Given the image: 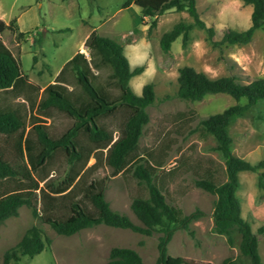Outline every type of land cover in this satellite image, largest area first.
Returning a JSON list of instances; mask_svg holds the SVG:
<instances>
[{
    "label": "trees",
    "instance_id": "trees-1",
    "mask_svg": "<svg viewBox=\"0 0 264 264\" xmlns=\"http://www.w3.org/2000/svg\"><path fill=\"white\" fill-rule=\"evenodd\" d=\"M252 5L251 23L246 29H227L219 43H247L255 30L264 24V0H241ZM140 8L142 19L157 16L169 9L187 10L192 22L180 21L160 39L162 50L168 52L171 43L182 35L186 44L190 31L206 27L213 39L215 30L200 18L196 0H125L124 6ZM14 30L11 22L0 18V133H19L15 141V160L0 151V224L19 213L27 205L42 223L57 233L72 235L83 228L106 224L130 228L147 235L160 231L158 258L155 264H195L184 256L168 253V243L178 228L190 229L194 219L203 212L186 214L168 201L166 189L169 180L184 163L165 169V160L152 154H142L139 140L144 125L149 121L147 107L155 100L152 82L143 86L140 94L130 84L134 75L144 70L143 65L131 67L124 45L118 40L101 35L94 28L84 45L88 54L79 50L69 58L53 82L41 88L24 73L22 62L2 33ZM24 32H20L22 35ZM38 41H41L38 39ZM37 57L34 56V62ZM227 93L239 102L221 112L210 114L199 121L202 136L212 135L216 149L224 158V165L189 166L195 175V184L216 195L212 217L214 230L223 234L227 242H234L233 232L241 234L240 251L249 264H260L259 242L251 223L243 216L238 197L240 173L258 172V186L264 190V157L253 163L234 154L229 125L255 104L264 101V77L248 83L235 75L210 77L194 67L184 66L178 76L177 95L189 101L200 100L210 93ZM5 93L26 99L16 102ZM246 99L245 103H240ZM59 112L72 119L71 125L60 134L50 130L48 118ZM111 118H120L118 128L109 124ZM28 129L26 130V128ZM63 154L66 168L63 172H49L54 157ZM92 163H89L91 159ZM107 170L104 176L96 172ZM131 172L145 183L148 194L132 198L131 208L143 225L136 224L126 213L111 207L106 198L110 178ZM260 232L264 227L259 228ZM193 234V230L190 231ZM50 239L40 224L32 225L20 241L4 253L3 264H11L23 257L41 252ZM108 264H144L138 251L131 247L114 246L110 249ZM213 264V263H208ZM221 264H240L235 258H226Z\"/></svg>",
    "mask_w": 264,
    "mask_h": 264
},
{
    "label": "rangeland",
    "instance_id": "rangeland-1",
    "mask_svg": "<svg viewBox=\"0 0 264 264\" xmlns=\"http://www.w3.org/2000/svg\"><path fill=\"white\" fill-rule=\"evenodd\" d=\"M125 0H0V17L10 20L14 30L2 33L4 41L21 59L22 68L40 87L52 81L51 74L76 51L88 54L84 45L85 35L96 28L101 35L112 37L124 45L131 67L144 66L134 75L130 84L138 94L143 86L152 82L155 100L147 107L149 121L143 127L139 140L141 153L152 154L165 160V169L184 165L175 175L166 177L168 201L179 205L186 214L195 210L203 214L194 219L190 229L178 228L168 243V253L184 256L195 264H221L233 257L240 264L249 259L240 251L241 234L233 232L230 245L223 234L214 230L212 217L216 195L195 184L196 175L189 166H223L224 158L216 149L212 135L202 136L199 121L210 114L223 111L239 101L227 93H210L200 100H184L177 95L178 76L184 66L194 67L210 77L235 75L240 82L248 83L264 77V24L257 28L247 43H219L227 29H246L251 23L252 5L241 0H196L197 11L207 26L214 28L213 39L206 27L195 26L184 44L182 35L172 43L168 52L162 50L160 39L180 21L192 22L187 10L169 9L157 16V24L151 30L154 17L142 19L140 8L134 4L124 6ZM29 25L22 35L20 29ZM40 39L41 41H38ZM34 56L37 57L34 62ZM23 102L25 94L13 97ZM241 99L240 103H245ZM50 130L60 134L72 123V119L55 112L47 119ZM109 124L118 128L120 118H111ZM28 127L26 128V130ZM232 149L235 155L253 163L264 157V101L255 104L235 117L229 125ZM19 133H0V151L15 160V141ZM92 158L89 163H92ZM66 160L57 154L49 172H63ZM264 170V167L261 169ZM107 170L96 173L104 176ZM106 198L112 208L126 213L136 224L143 225L131 208L132 198L148 194L145 183L131 172L119 173L108 181ZM238 197L243 216L257 233L261 263L264 264V190L258 186L257 171L240 173ZM40 224L50 239L45 248L33 257H23L11 264H108L110 249L114 246L131 247L139 252L144 264H155L158 258L160 231L147 235L130 228L98 224L83 228L72 235L57 233L50 225L37 219L32 208L23 205L19 213L0 224V264L4 253L16 245L34 224ZM193 230V234L190 231Z\"/></svg>",
    "mask_w": 264,
    "mask_h": 264
},
{
    "label": "crops",
    "instance_id": "crops-1",
    "mask_svg": "<svg viewBox=\"0 0 264 264\" xmlns=\"http://www.w3.org/2000/svg\"><path fill=\"white\" fill-rule=\"evenodd\" d=\"M0 18H1V17H0ZM1 19H2V18H1ZM12 19H13V18H12ZM12 19H10V20H12ZM3 20H4V19H3ZM10 20H4V21H6L7 23H9ZM28 26H29V25H26L25 27H23V29H20V31L25 32V31L29 30ZM93 29H94V28H93ZM93 29H91L89 32L86 33V35H85V39L88 37V35L90 34V32H91ZM76 52H77V51H76ZM76 52H75V53H76ZM75 53H74V54H75ZM74 54H73V55H74ZM73 55H71L69 58H71ZM69 58H68V59H69ZM68 59H66V61H67ZM66 61H64L61 65H59V67L57 68V70L54 71L53 74L50 75V77H52V81H51V82L54 81V79H55L57 73L59 72V70L61 69V67L63 66V64H64ZM31 80H32V79H31ZM51 82H49V83H51ZM49 83H48V84H49ZM46 85H47V84H46ZM46 85L42 86L41 88H44Z\"/></svg>",
    "mask_w": 264,
    "mask_h": 264
}]
</instances>
